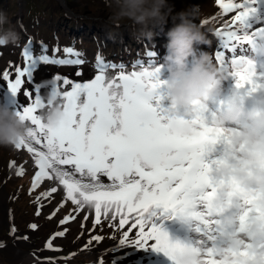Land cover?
I'll return each mask as SVG.
<instances>
[{
    "label": "snow or ice",
    "instance_id": "snow-or-ice-1",
    "mask_svg": "<svg viewBox=\"0 0 264 264\" xmlns=\"http://www.w3.org/2000/svg\"><path fill=\"white\" fill-rule=\"evenodd\" d=\"M217 3L224 13L235 10L231 25L236 26V30L227 32L229 40L234 42L233 48L239 44L250 45L257 34L264 36V27L252 34L248 31L257 22L264 21V0H242L240 3L217 0ZM64 51L70 53L71 49L65 48ZM23 55L27 63L16 67L14 81L9 79L7 70L0 75V80L8 82L4 98L10 97L17 114L31 125L27 138L15 148H24L34 155L39 171L33 177V187L44 179L59 181L77 212L86 206L94 208L96 224L100 223L102 216H111L113 220L119 216L120 229L133 221L131 227L123 232L119 245L112 249L116 254L124 253L120 257L121 262L131 254L143 253L130 260L129 264H156L160 256L171 264V253L181 244L171 240L156 222L165 213L196 219L202 225L197 231L208 240L215 239L211 234L216 231L212 225L217 221L206 218L216 211L211 202L215 188L208 176L211 164L205 162L203 156L209 145L221 139L226 141L225 130L205 124L202 113H197L193 123L198 125V130L193 135L181 137L172 134L162 123L163 108L157 92L162 84L159 66L127 73L120 71L118 76H111L101 69L87 83L63 79V84L71 85V90L61 92L57 88L56 92L63 102L67 118L52 129L46 127L37 114L38 109H44L46 105L41 99L40 85L34 83V72L39 64L79 66L83 61L50 60L47 55L33 56L27 48ZM150 55L155 56V53ZM215 59L219 65L225 62L224 53L217 51ZM231 63L234 69L231 75L235 77L237 88L254 90L260 86L253 79L256 72L248 56L235 57ZM81 74L77 72L78 76ZM26 81L33 87L22 91ZM21 91L25 101L17 100ZM153 100L155 104L151 103ZM34 144L42 145L44 150L34 147ZM102 176L111 183H101ZM205 187L212 188V191L205 192ZM50 191L56 193L57 188L52 187ZM48 195V192L41 193V196ZM200 202H204L203 212L195 210ZM74 219L70 214L60 224ZM29 227L35 229L36 225ZM134 229L138 231L133 239L130 233ZM64 234L57 232L54 235L62 237ZM93 239L102 240L99 236ZM50 241L46 248L60 251L53 248ZM196 243L203 244L204 241ZM125 249L132 251L129 253ZM206 250L212 251L210 248ZM41 264H52V261ZM113 264H117L115 257ZM206 264L219 262L209 260Z\"/></svg>",
    "mask_w": 264,
    "mask_h": 264
},
{
    "label": "clouds",
    "instance_id": "clouds-1",
    "mask_svg": "<svg viewBox=\"0 0 264 264\" xmlns=\"http://www.w3.org/2000/svg\"><path fill=\"white\" fill-rule=\"evenodd\" d=\"M103 2L109 24L118 28L131 21L135 34L149 41L155 35L154 29L163 30L171 21L172 26L165 33L166 51L159 64L166 72L160 80L168 101L167 107H162V123L176 136L193 135L198 130L194 115L208 108L207 102L226 78L213 56L197 47L211 43L197 22L198 5L177 10L173 0ZM6 24L9 19L0 11V48L19 42V34L11 26L5 28ZM248 58H264V36L253 37ZM41 84L45 87L46 107L40 117L46 127L55 129L66 120V111L57 95L56 82L50 79ZM240 89L236 87L224 97L223 107L212 115L209 125L225 130L224 141L228 145L208 172L215 188L211 202L216 211L206 218L217 221L212 225L217 239L210 246V253L201 245L174 240L181 246L172 251L171 264H206L209 260L219 264H264V93L246 108ZM29 127L13 105L0 99V147L15 148L27 138ZM204 191L212 188L205 187ZM200 204L201 212L205 211L204 202Z\"/></svg>",
    "mask_w": 264,
    "mask_h": 264
},
{
    "label": "rangeland",
    "instance_id": "rangeland-1",
    "mask_svg": "<svg viewBox=\"0 0 264 264\" xmlns=\"http://www.w3.org/2000/svg\"><path fill=\"white\" fill-rule=\"evenodd\" d=\"M37 0H32L36 2ZM44 3L41 6L33 4L34 9L40 13L41 19H44L49 25L53 21L62 19L54 22L57 29L66 35L67 29L63 28L65 19L63 16H66L67 11H64L56 6L51 0H43ZM69 4V8L75 11H81L85 16H93L98 13H103L107 15L106 5L102 0H70L68 3L67 0H61ZM213 0H197L196 3L192 5H198L200 12L211 18V21L208 24V28L212 29L213 27H225L231 24V19L235 15V12H229L228 14L224 13L223 10L218 5H212ZM175 8L177 10L184 9L182 4L187 2L185 0H173ZM37 3V2H36ZM209 4L212 5L211 8H208ZM3 6V4H2ZM39 7V8H37ZM4 8V7H3ZM8 8V14L11 16L13 13L18 12L17 6H14V0L10 1ZM208 8V10H207ZM8 15V16H9ZM229 15V16H227ZM87 16V17H88ZM68 17V16H67ZM228 17L230 19L228 20ZM89 21V20H85ZM85 21L79 18L68 19L66 25H80ZM170 22V21H169ZM227 22V23H226ZM96 25L92 26V30L96 34L99 26H106L105 22L97 21ZM105 24V25H103ZM91 25L87 24L86 28L81 32L83 37H90L92 34H88ZM70 33L75 32V27L69 28ZM100 34V32H99ZM101 35V34H100ZM61 46H65V40L60 37ZM58 42V43H59ZM81 72V75H77V72ZM87 73V78L92 77L95 74L94 68L82 69L80 66L69 67L63 70H53L52 78H57L59 80V86L57 87L60 90V87H70L71 85H64L63 79H68L72 83H82L86 77H83V73ZM34 147L37 145L34 144ZM1 149V148H0ZM2 156L0 157V171L5 166L6 158L9 156L8 151L1 149ZM21 153L20 155L15 156V160L7 164L6 169L12 172L14 175L22 172V177L19 181V196L20 200L16 203L14 220L8 222V228L5 221V202L7 208V194L9 189H5V183L1 182L0 178V192L6 194L4 197V209L1 210L0 214L4 217V220L0 222V264H41L43 261H52V264H113L114 257L117 259V264H129L130 257L124 259L122 262L120 257H123V252L118 254L112 251V246L114 244H119V241L122 237L124 231H127L133 221H129L125 225L124 229L119 228V216L115 220L108 216L107 218L101 217L100 223L96 224L95 221V210L94 208L85 207V209L77 212L76 208L71 209L66 213V205L68 202L67 195L60 196L57 199L58 209L53 214L50 221V215L54 207V198L59 196L61 193H65L63 185L59 184V181L52 180H41L38 182L37 186L42 188L33 187V177L35 173L39 171L38 166L35 164V158L32 153H29V158L21 162ZM4 174V173H3ZM77 178H79L77 174ZM101 183L110 184L111 181L107 177H100ZM14 181L8 182L12 184ZM56 187L57 192L51 193V188ZM48 192V196H41V193ZM39 197V199H37ZM39 211V215L37 212ZM86 211V212H85ZM65 214V215H64ZM75 217L74 220L67 222L64 225L60 224V221L68 215ZM48 216V217H46ZM87 217V219L85 218ZM26 218L31 219L30 221H24ZM50 221V222H49ZM49 223V224H48ZM103 223L106 224V228L101 230ZM30 225H36L35 229L30 228ZM14 229L15 231H10ZM66 229V231H65ZM138 229H134L130 233L131 238H135V233ZM57 232H65L62 237H56L54 234ZM79 232V234H77ZM108 233L109 242L108 245H105V240L107 239L102 233ZM99 236L102 238L101 241H96L94 237ZM116 236V237H112ZM22 237H27V240L22 239ZM51 238V241H50ZM51 242L53 248H58L60 251H52L46 248V243ZM88 249L87 251L84 249ZM30 250L32 255L28 253ZM88 251H99V254H87ZM125 251L131 253V249H125ZM56 252V253H53ZM137 255H143V253L131 254L129 256L133 257L131 260H135ZM58 256V258L50 260L48 257Z\"/></svg>",
    "mask_w": 264,
    "mask_h": 264
},
{
    "label": "bare ground",
    "instance_id": "bare-ground-1",
    "mask_svg": "<svg viewBox=\"0 0 264 264\" xmlns=\"http://www.w3.org/2000/svg\"><path fill=\"white\" fill-rule=\"evenodd\" d=\"M187 2H184V4H182V7L184 9L186 8H190L189 5L192 3L193 0H185ZM224 2H228V0H224ZM232 2L234 3H240L242 2V0H232ZM189 4V5H188ZM212 5H218L219 4L217 3V0H213L212 1ZM211 4H209L208 8H211L212 7ZM62 7L67 11L66 13V16H68L67 18L68 19H71L73 17H77V16H84L85 14L82 13L81 11H75V10H71L69 8V4H67L66 2H63L62 1ZM207 8V10H208ZM182 9V8H181ZM91 18H94L96 20H101L103 21L105 19V14L103 13H98L96 15H93ZM211 21V18L210 17H207L205 15H203L201 12L199 13V16L197 17V22L201 25L202 29L206 32V26H208L209 22ZM264 22V21H263ZM54 27L56 26L55 24H53ZM125 26L128 27V24H124ZM68 26V25H67ZM56 28V27H55ZM86 28V26H79L77 28H75V32L74 33H69V35L73 36L74 39H77L78 37H80L81 35V32ZM94 30H97L98 33L100 32L101 35H104V32L102 30H100L99 28L96 29V28H93ZM216 34H214V39L218 41V43L222 44V40H220V32L219 30L217 29L215 31ZM211 48V47H210ZM219 49V48H218ZM86 76V74H85ZM264 79V76L262 77ZM43 143V142H42ZM37 148H40V150H44L42 145H39ZM3 200H4V193L3 192H0V212L1 210L4 209V203H3ZM4 220V217L0 214V222H2Z\"/></svg>",
    "mask_w": 264,
    "mask_h": 264
}]
</instances>
